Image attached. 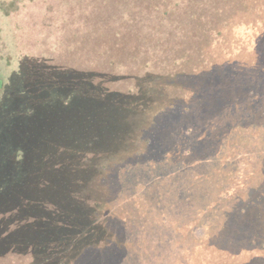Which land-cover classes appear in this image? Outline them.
Listing matches in <instances>:
<instances>
[{
  "label": "trees",
  "instance_id": "trees-1",
  "mask_svg": "<svg viewBox=\"0 0 264 264\" xmlns=\"http://www.w3.org/2000/svg\"><path fill=\"white\" fill-rule=\"evenodd\" d=\"M240 1L172 0L186 33L168 6L125 64L4 96L1 264H264V0Z\"/></svg>",
  "mask_w": 264,
  "mask_h": 264
},
{
  "label": "rangeland",
  "instance_id": "rangeland-1",
  "mask_svg": "<svg viewBox=\"0 0 264 264\" xmlns=\"http://www.w3.org/2000/svg\"><path fill=\"white\" fill-rule=\"evenodd\" d=\"M178 1L192 10L202 5L199 1L206 2ZM157 2L165 7L154 11L149 5H157ZM171 3L172 0H0V102L7 96L10 97L7 102L9 110L18 108L16 97L22 93L20 83L24 78L34 81L35 74L41 73L46 78V73L53 70L85 77L84 71L101 67L113 55L123 61L133 54L136 45L135 52H139L144 51L142 48L160 44V40L155 39L165 32L160 35V29L153 30L147 24L156 21L155 14L161 21V13L168 6L171 7L170 13L163 23L179 33L191 30L185 22V8H174L169 5ZM117 19L121 20V28L127 30L129 42L127 37L115 36L114 20ZM102 33L109 35L108 44L113 48L104 49ZM118 47L125 51L114 52L113 49H121ZM100 53L105 55L100 57ZM127 61L130 60L120 65ZM127 65L133 66L132 63ZM24 91L28 92L27 87ZM50 96L54 95L49 94L46 99ZM31 100L39 103L37 96L30 97ZM48 104L55 103L43 106L47 108ZM59 109L54 105L49 110Z\"/></svg>",
  "mask_w": 264,
  "mask_h": 264
}]
</instances>
